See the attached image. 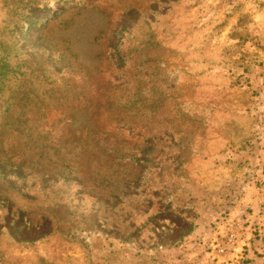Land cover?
I'll return each instance as SVG.
<instances>
[{"label":"rangeland","instance_id":"374dc122","mask_svg":"<svg viewBox=\"0 0 264 264\" xmlns=\"http://www.w3.org/2000/svg\"><path fill=\"white\" fill-rule=\"evenodd\" d=\"M0 264H264V0H0Z\"/></svg>","mask_w":264,"mask_h":264}]
</instances>
